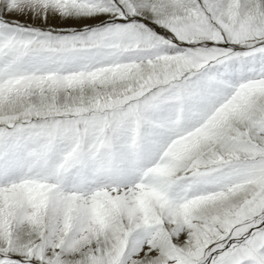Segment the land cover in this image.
Wrapping results in <instances>:
<instances>
[{
    "label": "snow or ice",
    "instance_id": "snow-or-ice-1",
    "mask_svg": "<svg viewBox=\"0 0 264 264\" xmlns=\"http://www.w3.org/2000/svg\"><path fill=\"white\" fill-rule=\"evenodd\" d=\"M0 264H264V0H0Z\"/></svg>",
    "mask_w": 264,
    "mask_h": 264
}]
</instances>
